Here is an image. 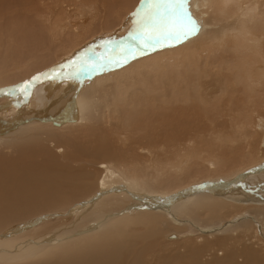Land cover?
<instances>
[{"label": "bare ground", "instance_id": "1", "mask_svg": "<svg viewBox=\"0 0 264 264\" xmlns=\"http://www.w3.org/2000/svg\"><path fill=\"white\" fill-rule=\"evenodd\" d=\"M153 2L0 0V264H264V0Z\"/></svg>", "mask_w": 264, "mask_h": 264}, {"label": "snow or ice", "instance_id": "2", "mask_svg": "<svg viewBox=\"0 0 264 264\" xmlns=\"http://www.w3.org/2000/svg\"><path fill=\"white\" fill-rule=\"evenodd\" d=\"M184 3L185 0H154L152 8L141 17L137 34L133 39H139L143 47L148 48L159 44L165 35H187V31L173 32L170 23L174 19L183 21ZM187 15L190 17V13ZM191 23V19H188V24Z\"/></svg>", "mask_w": 264, "mask_h": 264}, {"label": "rangeland", "instance_id": "3", "mask_svg": "<svg viewBox=\"0 0 264 264\" xmlns=\"http://www.w3.org/2000/svg\"><path fill=\"white\" fill-rule=\"evenodd\" d=\"M7 3H8V8H9V11H7L6 13L3 12V15H6V17L8 18V23L7 24H4L3 22L1 23V25H8L9 27L12 26V24H14V22H20L17 18V14H20L22 16V18L26 21V22H29V23H35L36 21H38L36 19V17H39L40 15H43L40 16V19L43 21L46 17V15H49L48 17L51 19L48 20L49 22V25H52L53 27L54 26H57V23L61 20L60 18L61 17H58V16H62L63 12L65 10H67V6L71 9L70 11L73 12V14L79 10V7L78 5H80V3H83V4H86V1L88 0H6ZM12 1V2H11ZM16 1V2H15ZM19 1V2H18ZM80 1V2H79ZM98 1V0H97ZM107 1V0H105ZM115 1V0H114ZM15 2V3H14ZM78 4V5H77ZM59 5V6H58ZM55 6V7H54ZM43 7V8H42ZM75 7V8H74ZM30 8V9H29ZM36 8V9H35ZM39 10H38V9ZM48 8V9H47ZM0 9L1 6H0ZM28 9V11H26ZM33 9L36 11H33ZM48 11H47V10ZM30 10V11H29ZM41 10V11H40ZM75 10V11H74ZM31 11L33 13H31ZM40 11V12H39ZM50 11V12H49ZM59 11V12H58ZM63 11V12H62ZM26 12V13H25ZM55 12V14L53 13ZM78 12V11H77ZM29 13V14H28ZM37 13V14H36ZM39 14V15H38ZM46 14V15H45ZM55 16H54V15ZM58 16H57V15ZM34 15V16H33ZM37 15V16H36ZM58 20L57 21V17ZM47 17V18H48ZM53 17V18H52ZM76 20L78 19V17H75ZM54 20H55V23H54ZM53 21V22H52ZM194 22V26H192V28L194 27V29L192 28H189V30H187V32L190 34L188 37L189 38H192L193 41H195L194 39H198V36L201 34L199 33V31L201 29H204L206 26H200L198 23H195V20L193 21ZM51 23V24H50ZM54 23V24H53ZM85 32V31H84ZM83 32V33H84ZM79 33H81V31L79 30ZM199 33V34H198ZM198 34V35H197ZM197 35V36H196ZM171 49V48H169ZM162 51H166L168 50L166 47L161 49ZM259 250L261 251L262 249V245L260 243V245H257ZM264 252V251H263ZM262 252V253H263ZM221 253V252H220Z\"/></svg>", "mask_w": 264, "mask_h": 264}]
</instances>
